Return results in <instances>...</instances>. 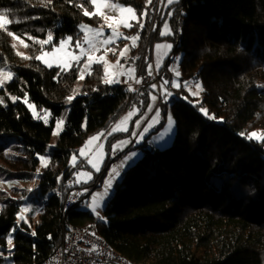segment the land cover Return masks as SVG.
<instances>
[{
	"label": "trees",
	"instance_id": "trees-1",
	"mask_svg": "<svg viewBox=\"0 0 264 264\" xmlns=\"http://www.w3.org/2000/svg\"><path fill=\"white\" fill-rule=\"evenodd\" d=\"M119 2L138 15L147 12L134 50L136 70L145 73L153 45L166 41L171 48L157 79H171L170 57L180 54V80H199L201 100L193 105L180 99V88L176 97L161 101V120L150 134L162 127L169 102L175 123L171 144L138 147L141 156L120 178L103 221L84 204L66 211L67 223L91 228L135 264H264V143L247 138L252 127L264 134V0H178L167 7L171 31L166 36L157 22L159 0L146 6L144 0ZM85 10L94 12L91 0H0V13L9 18L0 28V69L11 73L0 88V138L16 140L12 150L21 157L14 159L25 169L17 179L36 175L55 123L66 115L51 161L38 175V221L18 226L24 200L0 191V264H43L61 242L66 195L78 187L67 185L73 174L70 156L133 105L139 115L147 108V94L105 84L101 65L78 85V65L61 72L36 59L66 37L80 42L81 25L98 28L101 18L86 17ZM9 32L24 42L22 57ZM49 34L52 41L41 45L38 41ZM40 108L37 120L34 111ZM134 123L128 134L108 139V152L114 142L129 137ZM5 146L0 144V152ZM110 159L108 153L95 179L104 176Z\"/></svg>",
	"mask_w": 264,
	"mask_h": 264
},
{
	"label": "rangeland",
	"instance_id": "rangeland-1",
	"mask_svg": "<svg viewBox=\"0 0 264 264\" xmlns=\"http://www.w3.org/2000/svg\"><path fill=\"white\" fill-rule=\"evenodd\" d=\"M145 6L149 4V0H144ZM178 1V0H177ZM101 3H108L112 4L115 3L119 7H132L131 5H127L125 3H120L119 0H100ZM175 3V2H174ZM171 4H168L167 0H159V20L157 22H160V33L168 31V29H165L164 25L166 24V18L165 13L167 10V7ZM119 7L116 9H109L107 7L101 8L99 11L101 14H97L101 18V24L98 26V28H92L89 26H86L83 30L80 26V32L82 34L81 38V45L84 49H89L90 45L84 40L85 35L87 34L90 39H92L93 33L89 32L88 29H102L103 30V36L97 37L96 41L102 40L108 35L111 34V29L108 28V24H114L116 26L117 31L120 35V38L116 39L114 43L108 44L105 46H100L97 43V47H99V51H93L89 54L93 55V58L98 57H104V61L101 63H93L91 68L98 64L102 67V77L104 81L105 77V62L108 66V72L109 75L113 78L119 79L121 82H125V84H122L121 82L118 84L120 86H123L129 90L131 87V91L133 93H136V95L140 96V92H143L147 94V107L151 106L153 109L152 114L149 116L156 115V111L159 110L160 112V103L161 101H170L173 97H176V94L180 91V99L191 103L193 105H197L200 103L201 100V92L198 96H192L190 93L198 91L196 88V84L200 83L199 80H180V75L177 76L176 72L178 71L180 73V67L179 63L181 60V55H174L170 57V64H169V72L171 74V79L168 80L166 78L157 79L158 77V71H154V62H153V54L151 55V60L146 61L144 64V71L140 73V70H136V61L137 56H134V50L137 47L139 40H140V34L141 31L140 24H144V13L145 10L141 13V15L137 14V11L134 9L136 20H132L130 18V14L128 13H120ZM94 12L97 11L95 6H93ZM0 15L5 16V26L6 27L9 23V18L7 17V12H1ZM105 16L115 19H108L105 20ZM138 21V22H137ZM123 22L131 23L132 27L126 28L123 26ZM12 39V44L15 52L22 57L23 53L25 52L26 48L24 45V42L20 40L18 37L14 35H10ZM132 37H137L135 44H133ZM67 38V37H66ZM64 40V39H63ZM160 42V41H159ZM156 42V43H159ZM60 42L56 45L57 48H59ZM76 42L73 43L71 41L70 45H65V47L59 51H55L50 56H45L44 60H47L49 62L53 63V67H56L55 64L57 62H63L71 59V56L73 54V51L75 49ZM108 49H112V51H108ZM125 49H127L125 51ZM124 52L125 54L121 56V52ZM153 51V50H152ZM45 52H53V48L49 50H41V52L38 54V56H41ZM76 54H79V50H75ZM41 64L45 67L47 65L44 63L43 60H39ZM87 61V55H85L81 60L79 66V72H78V78H77V84L79 85L81 81H83L86 77V75L90 72L88 69H84L83 71V79H80L79 76L81 74V68L85 65ZM149 65H151V75H149ZM138 66V65H137ZM140 66V65H139ZM49 68V67H48ZM58 68V67H56ZM60 69V68H59ZM137 69H139L137 67ZM124 73L123 75H120L119 73ZM131 73V75H129ZM4 74H10L8 68H1L0 69V88L2 87V84L6 81H8L10 78H7ZM136 80H140V83H136ZM167 80L169 83L164 87L161 88V85L164 84V81ZM175 81L179 87L174 88L172 87V82ZM155 84L157 87L154 89L151 87V85ZM202 88V86H201ZM165 92H170L172 95L165 96ZM155 97V99H153ZM182 97H187V99H183ZM198 102V103H197ZM147 109V108H146ZM162 109V108H161ZM146 111V110H145ZM144 112H142L140 115L138 114V107L136 105H133L130 107L123 115L121 116L110 128H108L105 132L96 133L92 136H90L83 146L77 150L76 153L72 154L69 158V166L73 170V174L71 178L67 181L71 184L72 187H80L84 185H88L91 188H93V191L90 195V197L87 199L86 202V211H89L96 220L103 221L104 220V209L105 207L110 203L111 197L119 183L120 178L122 177L123 173L128 169L129 166L135 163V161L141 156V150L138 148L140 145H145L148 148H157V149H163L171 144V141L173 139L174 135V129H175V123L171 115L170 111V105L169 102L167 103L166 110L164 113V123L162 127L154 134H150L151 130L158 125V123L161 120V116H159V122L156 123L153 127L149 129L148 132L143 133V139L140 138H134L133 132L130 133L129 137L125 139H120L109 148V151H107V143L108 139L112 137L115 133L120 134H128L129 129L131 127L132 122L135 121L134 127L137 121H139L143 115ZM131 113V116L129 114ZM34 114H37V111H34ZM139 115V117H138ZM169 116L172 118L173 123L171 126H169L168 118ZM125 117H128L127 120H125ZM66 115L60 118L56 123L55 127L52 133V137L48 146V153L43 156V161H41L40 158V164L37 170L35 171L36 175L32 178L30 181H21L17 179L16 173H21L25 169L23 168V165L18 163L17 159H14L16 156L21 157L20 153L14 152L12 148L16 145V140L14 137H7V138H0V144L6 145L3 150L0 152V191L4 193L6 196H13V197H21L24 200V205L20 209V212L16 218V223L18 226L21 224H25L27 226H32L38 221L39 212L35 207V201L38 196L37 192V179L40 171L44 169L47 165H49L51 158H50V151L55 147L56 140L59 136V134L63 131L64 128V121H65ZM59 121H63V123L60 125V127H57V123ZM123 121V123H121ZM117 125L120 126V128H127V131H121L116 130ZM136 128V127H135ZM134 131V128H133ZM252 132H257L258 134H263L261 130H257L255 128H251L248 132V135ZM57 133V134H54ZM150 135V136H149ZM135 136V135H134ZM148 137V138H146ZM96 138V139H93ZM146 138V139H145ZM131 139L133 140L131 142ZM264 143V135L261 136V139H259ZM121 142H125L121 144ZM145 142V144H144ZM116 145H121L120 147H114ZM123 145V146H122ZM117 150L119 151L118 155L114 157L113 152ZM109 153L111 157V165L104 174V176H99L95 179V176L100 174L104 164L107 159V154ZM133 153H135V156H133ZM113 159V160H112ZM92 161V163H89V161ZM84 165L85 167H78L77 165ZM93 164H95L97 167H99V171H96V169L93 167ZM46 165V166H45ZM115 168L117 172L119 173L118 176H116L114 173H112L113 176V183L112 187L109 190V194L107 197L104 198L102 202V206L97 209V211H93L91 205L93 202V196L96 193H102L104 191V182L109 178L110 173L112 172V169ZM88 174L91 175V179L88 178ZM95 179V180H94ZM94 180V181H93ZM93 181V182H92ZM92 182V183H91ZM77 187V188H78ZM84 188V187H82ZM29 209V211H23V209ZM97 212H99V216L97 215ZM23 217V219H21ZM103 217V219H101ZM12 248V244L9 245V249Z\"/></svg>",
	"mask_w": 264,
	"mask_h": 264
},
{
	"label": "snow or ice",
	"instance_id": "snow-or-ice-1",
	"mask_svg": "<svg viewBox=\"0 0 264 264\" xmlns=\"http://www.w3.org/2000/svg\"><path fill=\"white\" fill-rule=\"evenodd\" d=\"M49 2H51V0H49ZM149 2H151V0H149ZM168 4H172L174 2H177V0H167ZM91 4L93 6H95V8L97 9L96 12H93V13H90L89 11L85 10L83 12V15L86 16V17H91L93 15H97V14H101L100 13V9L101 8H104V7H107L109 9H116L118 8L119 6L115 3H112V4H108V3H101L100 0H91ZM119 12L120 13H128L130 14V18L132 20H136V15H135V12H134V9L132 7H119ZM144 15H147V12L145 11ZM169 15H171V13H169ZM108 19H115V18H110V17H107L105 16V20H108ZM5 16L4 15H0V28H3L5 26ZM138 22V21H137ZM123 26L126 27V28H130L132 27V24L131 23H127V22H123ZM86 26L84 25H81V29L83 30ZM165 29H168V25L165 24L164 25ZM108 28L111 29V34L108 35L107 37H105L104 39L102 40H99V41H96V38L97 37H101L103 36V30L102 29H88L89 32L93 33V36H92V39L89 38V36L86 34L85 37H84V40L89 43L90 45V48L89 49H84L82 48V45L79 41L76 42L75 44V49L72 50L73 51V54L71 56V59L70 60H67V61H63V62H57L55 64L56 67L60 68V71L61 72H66V71H69L73 68L74 65H79L80 64V60L85 56L87 55V61L85 63V65L81 68V74L79 76L80 79H83V71L84 69H88L90 70L91 69V66L93 63H101L104 61V57H98V58H93V55L92 54H89L90 52H93V51H99V47H97V43L102 47V46H105V45H108V44H112L115 42L116 39L120 38V35L117 31V28L116 26H114V24H108ZM140 28L143 29L144 28V24H140ZM170 29L168 31H165V32H161L160 34L161 35H168L170 34ZM9 35H12L11 32L8 33ZM53 39V36L51 34L48 35V38L46 40H43V41H38L41 45H46V44H49ZM132 41H133V44H135V41L137 39V37H132L131 38ZM71 41H72V37H67L65 38L64 40H61L60 41V44H59V48H57L56 45H53V52H45L43 53L41 56H37L36 59L37 60H43L44 63L47 65V67L51 68L53 67V63L52 62H49L47 60H44V57L45 56H50L52 55L55 51H59L61 49H63L65 47V45H70L71 44ZM165 47L167 48H171V45H166ZM75 50H79V54H76L75 53ZM127 49H125L126 51ZM108 51H112V49H108ZM125 53L122 51L121 52V56H123ZM104 71H105V77H104V83L105 84H119L121 81L119 79H116V78H113L109 75V72H108V66L105 62V67H104ZM120 75H123L124 73H119ZM149 75H151V65H149ZM7 78H11L10 74H4ZM129 75H131V73H129ZM176 75L179 76L180 73L177 71L176 72ZM0 83H2V81H0ZM136 83H140V80H136ZM169 82L167 80L164 81V84L161 85V88H164ZM152 88H156L157 86L155 84L151 85ZM172 87L174 88H178L179 85L173 81L172 82ZM196 88L198 89V91L196 92H192L190 93L192 96H198L200 94V91H202V88H201V85L199 83L196 84ZM129 90L131 91V87L129 88ZM165 96H170L172 95L170 92H165L164 93ZM183 99H187V97H182ZM16 97H12V100L13 102L16 101ZM73 99V97H69L68 100L69 102H71V100ZM153 99H155V97H153ZM0 103H2V100H0ZM198 103V102H197ZM149 109L151 110V106H149ZM200 111L205 115V116H208V112L206 109L204 108H201ZM129 116H131V113L129 114ZM159 116H160V112L159 110L156 111V115L152 118V123H150L148 125V127L144 128V132H148L149 129L151 127H153L156 123L159 122ZM209 119H213L214 117H211L209 116L208 117ZM128 117H125V120H127ZM63 123V121H59L57 123V127H60V125ZM123 123V121L121 122ZM168 123H169V126H171V124L173 123L172 121V118L169 116L168 118ZM137 124H139V121H137ZM116 130H121V131H127V128H120L119 125H117V129ZM54 134H57V133H54ZM135 135V133H134ZM243 135V134H242ZM264 135V134H258L257 132H252L251 134H249L247 136V138L249 140H252L253 138H256V139H261V136ZM93 139H96V138H93ZM141 139H143V136H141ZM125 142H121V144H123ZM121 145H116L114 147H120ZM133 156H135V153H133ZM43 157H41V161H43ZM89 163H92V161L90 160ZM46 166V165H45ZM93 167L96 169V171H99V167H97L95 164H93ZM112 173H114L116 176L119 175V173L117 172V170L115 168L112 169V172L110 173L109 175V178L104 182V191L102 193H96L94 196H93V202H92V209L93 211H97V209H99L101 206H102V202L104 200L105 197L108 196L109 194V190L111 189L112 187V183H113V176H112ZM88 178L91 179V175L88 174ZM23 211H29V209L25 208L23 209ZM97 215L99 216V212H97ZM21 219H23V217H21ZM101 219H103V217H101ZM13 231H15V229H13ZM33 235H35V233H33ZM7 242L9 245H11L12 243V237L9 236L8 239H7Z\"/></svg>",
	"mask_w": 264,
	"mask_h": 264
},
{
	"label": "built area",
	"instance_id": "built-area-1",
	"mask_svg": "<svg viewBox=\"0 0 264 264\" xmlns=\"http://www.w3.org/2000/svg\"><path fill=\"white\" fill-rule=\"evenodd\" d=\"M125 84V82H121ZM42 109L38 110L36 119L42 118ZM119 151L113 152L114 157ZM67 185H71L67 182ZM93 188H74L66 195L62 220V239L58 247L43 264H135L115 251L101 237L95 235L91 228L75 227L67 223L66 211L75 205L83 206L90 197Z\"/></svg>",
	"mask_w": 264,
	"mask_h": 264
},
{
	"label": "crops",
	"instance_id": "crops-1",
	"mask_svg": "<svg viewBox=\"0 0 264 264\" xmlns=\"http://www.w3.org/2000/svg\"><path fill=\"white\" fill-rule=\"evenodd\" d=\"M166 36V35H163ZM166 45H170L169 43H167L166 41H162L159 43H155L153 45L152 48V56H153V62H154V71H158V69L160 68V66L162 65L164 59L166 58L167 54L170 51V48L165 47ZM153 108L151 107V110L149 109V107H147L143 117L139 120V124H135L134 127V131H133V137L134 138H140V136L143 135L144 133V128L148 127V125L150 123H152V118L155 116V114L153 116L150 117L149 120V116L152 114V110ZM125 115V114H124ZM135 133V136H134ZM133 140L131 139V142ZM123 146V145H122Z\"/></svg>",
	"mask_w": 264,
	"mask_h": 264
}]
</instances>
